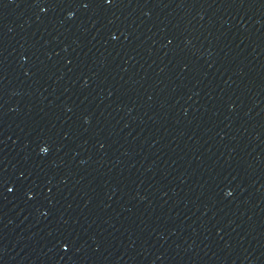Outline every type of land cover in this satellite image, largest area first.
<instances>
[{
  "label": "water",
  "instance_id": "water-1",
  "mask_svg": "<svg viewBox=\"0 0 264 264\" xmlns=\"http://www.w3.org/2000/svg\"><path fill=\"white\" fill-rule=\"evenodd\" d=\"M0 264H264V0H0Z\"/></svg>",
  "mask_w": 264,
  "mask_h": 264
},
{
  "label": "snow or ice",
  "instance_id": "snow-or-ice-1",
  "mask_svg": "<svg viewBox=\"0 0 264 264\" xmlns=\"http://www.w3.org/2000/svg\"><path fill=\"white\" fill-rule=\"evenodd\" d=\"M68 15H69V16H71V15H72V13H71V12H69V13H68ZM40 151H41V152H44V151H46L45 147H40ZM29 195H31V193H29ZM60 246H61L62 248H64V247H67V245H66V244H64V243H62Z\"/></svg>",
  "mask_w": 264,
  "mask_h": 264
}]
</instances>
